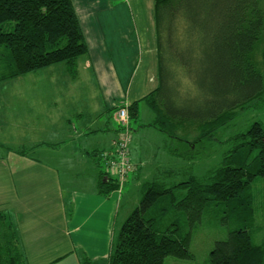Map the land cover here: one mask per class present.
Segmentation results:
<instances>
[{"label": "trees", "instance_id": "16d2710c", "mask_svg": "<svg viewBox=\"0 0 264 264\" xmlns=\"http://www.w3.org/2000/svg\"><path fill=\"white\" fill-rule=\"evenodd\" d=\"M155 9L158 25L165 27L169 36L174 34L173 23L178 24L181 16L188 17L189 11H196L193 16L199 17L196 28H206L196 34L208 55L203 101L185 97L186 87L177 80V76L188 74L191 79L187 70H192L191 65L181 66L177 59L182 61L180 54L193 51V47L172 45L167 49L160 31V83L143 98L155 113V121L147 125L179 140L181 147L171 148L172 152L192 159L207 137L264 95V51L260 66L254 58L264 31V0H155ZM185 37L188 44L194 43L191 34L169 42L180 43ZM165 46V52L173 56L162 54ZM87 52L74 0H0V83L60 62L74 68ZM129 112L131 118L138 117L139 101L129 105ZM186 131L190 132L187 136ZM236 140L233 153L203 178L192 174L174 183L171 179L176 171L162 168L147 180L139 203L122 224L108 264H166L168 257L191 258L193 231L214 204L227 207L238 226L216 242L207 264H264V245L252 241L255 215L251 191L254 181L264 178L263 124L254 122ZM99 183L104 195L119 188L105 168ZM4 216L7 219L0 211V264H28L14 223Z\"/></svg>", "mask_w": 264, "mask_h": 264}, {"label": "crops", "instance_id": "0c3cea01", "mask_svg": "<svg viewBox=\"0 0 264 264\" xmlns=\"http://www.w3.org/2000/svg\"><path fill=\"white\" fill-rule=\"evenodd\" d=\"M74 4L88 52L78 58L75 68L60 62L19 76L20 101L12 98L11 91L6 92V112L11 110L13 117L16 115L15 124L18 122L21 128L14 127L21 132L8 129L6 151L0 155V162L9 169L5 175L6 198L0 202L13 213L22 238L19 245L34 236L35 241H51L57 228L70 239V244L61 245V236L57 235L58 246H71V252L78 248L85 256L76 261L72 254V264H85L89 256L97 262L100 254L108 264L118 228L139 203L143 184L162 168L133 161L136 169L122 188L104 195L99 191L104 170L99 154L115 146L118 106L139 101V111L143 105L149 107L143 98L158 87L159 66L150 56L149 67L137 72L127 70L131 57L124 53L119 41L123 36L118 34L116 24L105 20V1L74 0ZM9 80L1 82L0 87ZM25 149L33 151L27 153ZM80 169L90 170L88 177L80 181L75 177L78 183L65 192L61 172L75 170L77 176ZM21 202L49 206L48 211L34 215L27 208L28 212H23L18 207ZM54 204H72L71 210L66 208L65 223L60 220L63 207ZM70 257L55 256L45 264L67 263Z\"/></svg>", "mask_w": 264, "mask_h": 264}, {"label": "rangeland", "instance_id": "374dc122", "mask_svg": "<svg viewBox=\"0 0 264 264\" xmlns=\"http://www.w3.org/2000/svg\"><path fill=\"white\" fill-rule=\"evenodd\" d=\"M105 1V20L114 22L118 30V34H122L123 39L121 44L124 46V53L126 56L131 57L130 61L127 62V70L137 72L140 68L141 70L149 67L150 56L152 61L159 66V56L157 57L159 44H158V31H160V39L163 42H167V49L172 45L178 47H193L196 50L197 45H199L198 52L194 53V50L187 49L180 55L186 62L179 61L181 66L190 67L187 69L191 73L190 75L177 76V80L181 81L182 86L186 87V95L189 97L197 98V103L203 101V88L202 85L207 80L205 77L207 70V51L200 47V37L196 38V34H199L200 30L205 31L206 28L203 26L196 28L199 24V17H194L195 12L189 11L188 17L181 16L178 24L174 22L172 30L174 34L169 36L167 34L168 30L165 27L160 28L157 21V14L155 9V0H104ZM193 16V17H192ZM185 24L186 28L183 27ZM193 35V44H188L189 40L181 41L180 43H171L170 40H176L180 35ZM195 35V36H194ZM121 39V38H120ZM166 46L164 47L162 54L168 56H173L171 53H167ZM264 51V31L262 36L259 38L255 48H254V58L258 65L262 64V53ZM179 54V53H178ZM175 57V56H174ZM157 59V60H156ZM158 61V62H157ZM176 59L174 60V62ZM189 61V62H188ZM77 64V63H76ZM76 67V65H75ZM74 67V68H75ZM193 76V77H192ZM185 80V81H184ZM21 77L16 79H11L4 83L0 87V107H5L0 109V155H3L6 151V139L7 132L14 131L15 133H20L17 122L15 124V117L12 115V111L8 114L6 112V92L11 91L12 98H16L20 101V90H21ZM160 83V80H159ZM159 83L157 86H159ZM12 86V87H11ZM181 88L184 90V88ZM176 87V86H175ZM141 106L139 115L137 118H131V127L133 135L135 136L132 141V162L137 161L141 164L143 162L147 167L153 168L160 167L166 169H173L176 171L175 176L172 177L171 181L175 183L182 180L188 179V177L194 174L197 177H205L210 170L219 167L223 163V159L232 154L234 148L236 147L237 135L247 131L254 122H261L264 126V95L260 99L253 100L251 103L245 105L244 108L240 109L233 120H231L227 125L221 127L218 131L214 132L212 137H207L199 149L196 157L189 159L179 156L172 152L171 148L181 147V142L177 139L171 137L168 133L162 131L161 129L147 125L155 121V113L146 107V109ZM116 111V110H115ZM15 113L17 110L15 109ZM118 123V122H117ZM147 123V124H146ZM15 124V125H14ZM146 124V126H144ZM14 129H13V127ZM119 126V123H118ZM21 128V127H20ZM10 131H9V130ZM190 133L189 131L184 132V135ZM27 153H32L33 150L25 149ZM102 160L101 169L105 168V160ZM8 168L0 162V200L4 201L6 198V192L8 186L5 182V175H7ZM7 170V171H6ZM135 169L131 170L133 172ZM70 172L73 174V179L71 178ZM62 171L63 181H64V191L69 189L71 185H74L76 180L75 177L80 180H85L88 177L89 171H81L78 175H74L73 171ZM128 174V175H129ZM128 177V176H127ZM150 179V178H149ZM127 180V178H126ZM172 183V182H171ZM251 191L254 195V222L252 227V241L254 244L264 245V178H257L251 186ZM20 197L17 198V200ZM55 207L62 206L63 212L60 220L65 223L66 221V208L71 210L73 208L72 204H54ZM71 205V207H70ZM18 207L22 209L23 212L45 214L48 211L49 206H42L39 204H28L20 203ZM65 207V208H64ZM0 211L6 214L8 222H13L15 230L18 234L19 244L22 242L21 236L17 230L16 223L13 219V213L7 207L6 203L0 202ZM71 213V212H70ZM69 213V214H70ZM238 226L237 221L234 217H230L229 210L223 204H214L206 211L204 215L203 222L199 224L193 231L192 242H191V252L193 256L186 259H177L174 257H168L166 264H207L209 260V254L219 240L226 239L229 236V232ZM53 236V239L49 241H35L34 236L31 241L24 242V244L19 245L21 250L27 253L28 264H45L54 257H65L72 256L67 260V263L61 264H72L73 255L75 260L81 258L84 260V255L78 251L71 252V246H61L63 243H69L70 239L66 235L65 231H58ZM120 229L118 228L116 233V240L111 246L113 249L115 243L117 242ZM60 234L61 248L58 246V236ZM48 238V236H45ZM52 237V236H51ZM41 239V238H39ZM43 239V238H42ZM57 244V246H50ZM55 248V249H54ZM105 247L102 246V249ZM67 253V254H66ZM85 253V252H84ZM89 253V254H88ZM73 254V255H72ZM87 255H91V251L87 252ZM99 261L94 262V258H86L85 264H105L104 256L100 254ZM84 256V257H83ZM64 258V257H63ZM66 262V261H65Z\"/></svg>", "mask_w": 264, "mask_h": 264}, {"label": "built area", "instance_id": "2783aa9c", "mask_svg": "<svg viewBox=\"0 0 264 264\" xmlns=\"http://www.w3.org/2000/svg\"><path fill=\"white\" fill-rule=\"evenodd\" d=\"M115 118L119 123L115 146L105 150L101 157L105 160V170L114 178L121 189L129 172L136 169L131 157L132 127L129 104L125 103L116 109Z\"/></svg>", "mask_w": 264, "mask_h": 264}, {"label": "bare ground", "instance_id": "6f19581e", "mask_svg": "<svg viewBox=\"0 0 264 264\" xmlns=\"http://www.w3.org/2000/svg\"><path fill=\"white\" fill-rule=\"evenodd\" d=\"M120 189V188H119Z\"/></svg>", "mask_w": 264, "mask_h": 264}]
</instances>
